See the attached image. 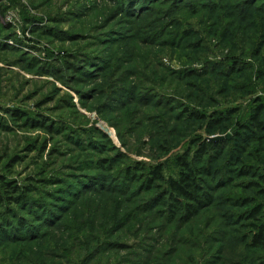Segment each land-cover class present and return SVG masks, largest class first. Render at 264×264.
Returning a JSON list of instances; mask_svg holds the SVG:
<instances>
[{
	"label": "rangeland",
	"instance_id": "rangeland-1",
	"mask_svg": "<svg viewBox=\"0 0 264 264\" xmlns=\"http://www.w3.org/2000/svg\"><path fill=\"white\" fill-rule=\"evenodd\" d=\"M263 7L0 0V176L32 185L29 199L56 213L41 235L0 244V264H264L245 217L264 206V184L227 165L264 102ZM227 134L222 154L199 164L210 201L172 216L147 186L151 169L178 179L179 157ZM247 149L242 160L264 175V144Z\"/></svg>",
	"mask_w": 264,
	"mask_h": 264
},
{
	"label": "trees",
	"instance_id": "trees-1",
	"mask_svg": "<svg viewBox=\"0 0 264 264\" xmlns=\"http://www.w3.org/2000/svg\"><path fill=\"white\" fill-rule=\"evenodd\" d=\"M255 105L250 115L249 122L241 127L243 133L242 135H238L239 143L237 147H235V155L228 161L227 165L230 163L235 166V169H232L234 177L243 178L252 176L258 178L264 184V175H259L257 172L253 171L254 167L246 165V161L242 160V156L247 153V148H250L251 144H257V146L264 144V102L261 98H258L255 100ZM231 112H229V117L232 115ZM195 116L196 119H206V116L203 115ZM212 123L217 124L213 125L215 127H219L221 124L218 121H213L210 123V126H212ZM210 128L213 129V127ZM231 140L232 139L219 142L208 140L201 144L196 158L194 156L191 157L190 152L179 157L177 159L180 170L178 179L166 181L161 166L151 169L150 176L147 177L148 179L146 178L147 186L149 190L156 189V194L161 197L160 201H162L163 204L168 203L169 200L171 201L169 209H171L172 216L181 215V217L185 216V219L196 217L205 207L207 201H210L209 194L203 192L202 187V182H204L202 181V176L208 174L209 169L199 164L202 163V158H204V156L209 157V160L216 156L213 155L212 152L210 153V150H213L214 153L222 154L223 146ZM135 175L136 177L138 176L137 174ZM135 175H133V177ZM206 183L208 182L206 181ZM262 183H256L252 186L261 189ZM208 186L210 185L208 184ZM35 192L36 189L32 185L22 188L17 184L13 185L11 182L7 181L5 177L0 176V244L7 241L25 240L37 234L41 235V227L44 224L53 222L47 219L51 216H55V211L49 210L48 206L41 203L42 200L37 201L29 199ZM163 192H166L167 197L162 198ZM261 192V194H264V191ZM252 204H254L253 201L247 200L245 201L244 207L252 206ZM12 206H16L21 210L26 207L27 210L31 209L32 212H37V208L41 209V213H44V218L33 224L29 219L17 214V212L12 209ZM263 210L264 206L259 204L252 207L245 216L246 220L250 223V228H252L250 246L258 250L264 249Z\"/></svg>",
	"mask_w": 264,
	"mask_h": 264
},
{
	"label": "water",
	"instance_id": "water-1",
	"mask_svg": "<svg viewBox=\"0 0 264 264\" xmlns=\"http://www.w3.org/2000/svg\"><path fill=\"white\" fill-rule=\"evenodd\" d=\"M231 138V134H227L226 136H215L210 138V141L219 142L229 140Z\"/></svg>",
	"mask_w": 264,
	"mask_h": 264
}]
</instances>
